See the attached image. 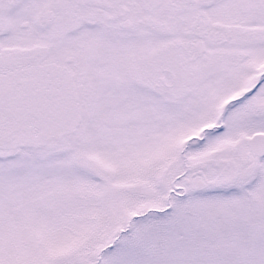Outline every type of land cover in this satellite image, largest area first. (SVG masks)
Wrapping results in <instances>:
<instances>
[{"label": "snow or ice", "instance_id": "obj_1", "mask_svg": "<svg viewBox=\"0 0 264 264\" xmlns=\"http://www.w3.org/2000/svg\"><path fill=\"white\" fill-rule=\"evenodd\" d=\"M0 264H264V0H0Z\"/></svg>", "mask_w": 264, "mask_h": 264}]
</instances>
